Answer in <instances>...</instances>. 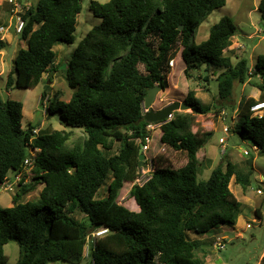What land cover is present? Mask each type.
Masks as SVG:
<instances>
[{
    "label": "trees",
    "instance_id": "1",
    "mask_svg": "<svg viewBox=\"0 0 264 264\" xmlns=\"http://www.w3.org/2000/svg\"><path fill=\"white\" fill-rule=\"evenodd\" d=\"M226 4L227 0L92 1L91 10L102 21L80 40L68 61L67 78L74 92L67 102L55 95L48 107V113L60 111L67 124L81 130L73 144L72 131L35 132L39 125L32 122L25 127L23 101L0 92V184L11 174L26 176L24 160L31 148L40 149L34 176L26 183L23 178L15 204L0 206V264H7L5 246L12 241L19 245L16 264H77L85 256L87 264L206 263L210 242L192 239L190 232L206 235L221 225H235L242 202L232 191L231 180L234 177L246 189L253 175V158L242 166L223 159L207 179H199L203 161L198 153L213 131H195L194 125L197 115L209 113L213 106L219 112L218 105L203 104L190 90L184 101L192 111H175L160 125L161 141L185 153L186 163L178 168L156 164L148 180L134 183L130 194L138 211L121 204L118 197L125 183L138 178L140 147L151 135L144 119L145 98L157 83L169 86V62L181 42L188 78L194 77V68L220 70L216 80L221 99L230 100L237 82L260 90L258 100L248 97L240 103L238 129L264 153V114L253 116L251 111L253 104L264 101V54L253 67L247 57L232 61L226 52L232 50L238 28L229 15L211 26L206 39L186 42L189 33L194 36L209 15ZM258 8L264 20V0ZM82 9L83 0H37L22 14L25 25L19 38L27 46L18 49L7 90L34 88L44 80L56 62L55 47L75 42ZM6 46L0 36V49ZM46 98L44 91L41 105ZM39 185L36 198L18 202ZM104 186L108 194L99 197ZM263 202L256 208L260 219ZM76 211L89 222L76 218ZM99 228L108 232L90 242Z\"/></svg>",
    "mask_w": 264,
    "mask_h": 264
},
{
    "label": "rangeland",
    "instance_id": "2",
    "mask_svg": "<svg viewBox=\"0 0 264 264\" xmlns=\"http://www.w3.org/2000/svg\"><path fill=\"white\" fill-rule=\"evenodd\" d=\"M0 0V25H9L13 18V25L3 37L8 46L0 49V92L5 97L21 100L24 103L23 125L26 127L28 122L39 125L38 131L43 130L44 133L52 132L56 129L72 131L70 144H73L82 132L78 128H73L67 124L60 115V111L53 114L48 113V107L51 100L58 95L62 101H69L74 89L71 87L67 78L68 61L73 51L77 48L80 40L95 25L100 24L102 19L96 16L91 10L92 1L106 3L109 0H83V9L78 15L77 30L75 32V42L73 44H59L55 47L57 56L54 67L44 74V80L34 88H12L7 90L6 79L9 72L14 68L15 58L20 47H26V41L20 40L19 33L15 30L16 17L14 10L15 5H11L7 0ZM37 0H17L20 7L19 14L22 15ZM260 0H227V4L223 7L216 8L209 17L199 26L198 31L194 34L189 33L186 40L187 43L194 41L199 43L209 36L211 26L217 22L222 16L229 15L237 25V33L233 37L231 51L226 52L232 55V61L236 63L242 57L249 59L250 67H253L260 54H264V20L259 10ZM157 45V41L152 39ZM177 57H174V67L171 65L169 73V86L159 91L156 101L153 105L154 109L163 108L166 105L180 100H185L190 90L196 91V96L200 98L205 105H218L219 112L213 106L211 111L204 115H197V122L194 130L210 131V138L205 146L199 152V160L203 161L199 179H207L212 169L217 166L223 159H229L240 166L245 165L249 158H253L252 184L243 189L242 186L235 182L233 177L230 187L237 198L242 202L241 213L235 225H221L216 227L206 235L196 232H190L189 237L203 238L210 242L207 248V257L205 264H256L264 255V205L262 208L263 218L260 219L256 214V208L264 201V195L258 193V185H264V153L254 148L251 139L242 138L239 126V107L242 100L248 97H254L256 100L260 98V90L251 85L249 82L235 84L233 96L229 101L219 97V83L216 80L220 70L206 66L201 69H192L194 77L188 78L184 69L186 63L182 57V49L184 43L178 44ZM140 69L145 71L141 64ZM110 69L107 70V73ZM209 77V80L205 79ZM259 78V77H257ZM48 85L49 87H46ZM44 91H47V98L44 104H40V99ZM226 111L225 118H222L221 112ZM181 111V110H178ZM185 111H192L186 109ZM230 127L229 132H225L223 127ZM152 129L150 135L149 149L145 155L143 166L139 168V176L133 182H127L123 186L118 201L131 210L138 211L140 209L134 197L131 196L130 190L134 183L143 184L151 176V172H144L143 169L154 170L156 164L178 168L187 161L185 153L168 147L161 141L162 130L160 125H156ZM221 139L225 141V146L221 143ZM119 142L115 144L114 151H118ZM225 152L223 153V151ZM245 150L250 151V155L244 153ZM36 153V152H35ZM38 152L37 154H39ZM210 159V163H205ZM156 160V161H155ZM11 174V173H10ZM25 179L31 180L34 176V167L25 171ZM13 174L10 176L12 177ZM42 185H39L35 191L26 195H22L18 202H26L29 199L36 198ZM108 194V186L101 188L98 196L105 197ZM15 192L4 191L0 193V206L9 207L15 204ZM264 203V202H263ZM75 217L85 222H89V218L83 213L76 211ZM248 224L251 227H248ZM226 244L225 249H219L218 244L221 241ZM5 253L8 255L7 264H16L19 258V245L12 241L5 246ZM87 254V252H86ZM264 257V256H263ZM264 259V258H263ZM89 259L85 256L82 261L77 264H87ZM51 264H72L69 262H53ZM263 264V260H262Z\"/></svg>",
    "mask_w": 264,
    "mask_h": 264
},
{
    "label": "built area",
    "instance_id": "3",
    "mask_svg": "<svg viewBox=\"0 0 264 264\" xmlns=\"http://www.w3.org/2000/svg\"><path fill=\"white\" fill-rule=\"evenodd\" d=\"M7 2L11 5H15L16 6V10H14L15 14H13L14 17H16V24H15V30L17 33L21 32L24 25H25V21L22 17V15L19 14L20 12V7L18 6L17 4V0H7ZM13 18L11 19V22L9 25H0V36H1V39L5 40V38L3 37V35L9 31V29L11 28V26L13 25ZM170 65L171 66H174L175 64V59H171L170 60ZM251 111H252V115L253 116H258V117H262L263 114H264V101H258L256 102L255 104H253L251 106ZM224 114H226V111H222L221 112V115H222V118H225ZM173 117V114H171L169 116V119H171ZM168 119V120H169ZM156 125H149V127L153 128L155 127ZM223 130L225 132H229L230 131V127L225 125L223 127ZM35 132H38V130L36 129ZM149 142H150V136L146 137V144H144V147H143V152L146 153V151L149 149ZM221 143L223 144V146H225V141L223 139H221ZM255 149H258L260 150V148L258 146H254ZM30 152H31V155L26 157V159L24 160V164H25V171L28 169V168H31V167H34L35 166V160H36V157L38 156V152H40V149L39 148H31L30 149ZM36 152V153H35ZM225 152V150L223 151V153ZM244 153L246 155H250V151L249 150H245ZM145 159H147V156L145 155ZM143 171L146 173V172H151V169H143ZM24 173L23 172H20V173H17L15 174L13 177H10L8 176L4 182H2L0 184V193L1 192H4V191H9V192H17V190L20 188V183L23 181V178H24ZM150 178V177H149ZM25 179V178H24ZM29 181L27 179H25V183ZM258 193L259 194H263L264 195V188H258ZM248 227H251L250 224H248ZM108 232V229L107 228H99L95 231L92 232L91 236L89 237V241L90 242H95V239L97 237H101L103 235H105L106 233ZM218 247L219 249H225L226 248V244L224 243V241L222 240L221 242H219L218 244ZM87 252H88V247H87ZM262 260H263V255L261 257V259L256 263V264H262ZM247 264H254V263H247Z\"/></svg>",
    "mask_w": 264,
    "mask_h": 264
},
{
    "label": "water",
    "instance_id": "4",
    "mask_svg": "<svg viewBox=\"0 0 264 264\" xmlns=\"http://www.w3.org/2000/svg\"><path fill=\"white\" fill-rule=\"evenodd\" d=\"M182 27L183 26H181V28ZM163 89L164 87L159 82L154 87L149 89L148 95L145 98L144 106L146 108V112L144 114V119L150 124H153V123L159 124V123H162L168 120L169 116L173 114V112L175 111H178V110L185 111L186 109L192 110L191 105L189 103H186L185 101L183 102L180 100L174 101L161 109H157V110L154 109L153 105L156 101L157 95L159 91ZM143 147H144V144H141L140 154H139V158H140L139 166L140 167L143 166L144 159H145Z\"/></svg>",
    "mask_w": 264,
    "mask_h": 264
},
{
    "label": "crops",
    "instance_id": "5",
    "mask_svg": "<svg viewBox=\"0 0 264 264\" xmlns=\"http://www.w3.org/2000/svg\"><path fill=\"white\" fill-rule=\"evenodd\" d=\"M2 1H3V0H2ZM2 1H1V2H2ZM0 10H1V9H0ZM236 34H238V33H236ZM231 47H232V46H231ZM176 57H177V56H176ZM173 67H174V66H173ZM169 82H170V81H169ZM169 84H170V83H169ZM159 109H161V108H159ZM156 110H157V109H156ZM153 125H159V124H153ZM161 130H162V129H161ZM162 133H163V132H162ZM162 133H161V136H162ZM199 155H200V154L198 153V157H199ZM210 161H211L210 159H207V161H205V163H206V164H207V163H210ZM263 256H264V255H263Z\"/></svg>",
    "mask_w": 264,
    "mask_h": 264
},
{
    "label": "clouds",
    "instance_id": "6",
    "mask_svg": "<svg viewBox=\"0 0 264 264\" xmlns=\"http://www.w3.org/2000/svg\"><path fill=\"white\" fill-rule=\"evenodd\" d=\"M173 59V58H172ZM170 64V63H169ZM173 67V66H172ZM146 109V108H145ZM163 123V122H162ZM150 125H153V124H150ZM159 125H161V123H159ZM145 154V153H144ZM145 160V159H144Z\"/></svg>",
    "mask_w": 264,
    "mask_h": 264
}]
</instances>
